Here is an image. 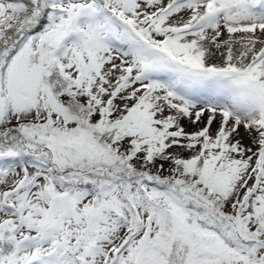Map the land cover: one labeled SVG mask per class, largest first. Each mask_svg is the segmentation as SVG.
I'll return each mask as SVG.
<instances>
[{
    "label": "snow or ice",
    "instance_id": "obj_1",
    "mask_svg": "<svg viewBox=\"0 0 264 264\" xmlns=\"http://www.w3.org/2000/svg\"><path fill=\"white\" fill-rule=\"evenodd\" d=\"M0 264H264V0H0Z\"/></svg>",
    "mask_w": 264,
    "mask_h": 264
}]
</instances>
